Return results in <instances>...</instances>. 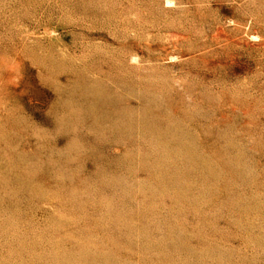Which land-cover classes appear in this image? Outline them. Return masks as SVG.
<instances>
[{"label": "rangeland", "instance_id": "rangeland-1", "mask_svg": "<svg viewBox=\"0 0 264 264\" xmlns=\"http://www.w3.org/2000/svg\"><path fill=\"white\" fill-rule=\"evenodd\" d=\"M0 264H264V0H0Z\"/></svg>", "mask_w": 264, "mask_h": 264}]
</instances>
